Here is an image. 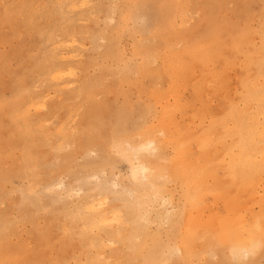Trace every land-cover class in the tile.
Instances as JSON below:
<instances>
[{
    "label": "rangeland",
    "instance_id": "374dc122",
    "mask_svg": "<svg viewBox=\"0 0 264 264\" xmlns=\"http://www.w3.org/2000/svg\"><path fill=\"white\" fill-rule=\"evenodd\" d=\"M200 41L211 60L189 52ZM263 48L264 0H0V264H142L155 243L160 264H264V246L237 258L213 241L226 217L264 214V173L243 190L214 168L196 208L167 172L155 187L133 182L139 162L176 163L174 136L187 161L203 160L212 118L243 106L244 80L264 84ZM149 138L170 139L163 156L138 155ZM98 202L122 228L93 223Z\"/></svg>",
    "mask_w": 264,
    "mask_h": 264
},
{
    "label": "bare ground",
    "instance_id": "6f19581e",
    "mask_svg": "<svg viewBox=\"0 0 264 264\" xmlns=\"http://www.w3.org/2000/svg\"><path fill=\"white\" fill-rule=\"evenodd\" d=\"M89 3L90 2H88V4ZM111 21H113V20H111ZM59 43H61V42H59ZM234 48L238 49V43L235 42ZM210 51H213V49L210 46L206 47V44H204V42H201V41L198 42L195 47H193L189 50V52L192 55H194V57L196 59L201 60V61H208V60L212 59V56L210 55V53H211ZM65 52H67V51H65ZM65 52H64V54H66ZM72 55H73V57L77 56V55H74V53ZM63 56H65V55H63ZM69 57H70V55H69ZM69 57H66V58H69ZM144 61H145V66H146L149 64L150 58L148 56H144ZM249 61L252 62L251 60H249ZM168 62H170V64H169L170 70H173V72H179L180 71V68L178 71H175L174 70L175 67L172 66L173 63L171 61H168ZM261 67L263 68L264 66H261ZM69 70L66 71V73L67 72H74L73 69L71 71V68ZM146 71H147V73L149 72L148 68H146ZM58 72H59L58 76L60 77V74L62 72H60V70H58ZM62 74H65V70ZM263 74H264V70H263ZM69 75H70V73H69ZM74 76H75V74H74ZM55 77H56V75H55ZM60 80H61V78H60ZM248 82L249 83H245V80H244V82L242 83L243 98L241 100L243 101V106L240 107L238 105L236 106L234 104H230V106H228L229 108L227 110V117L221 118V119L212 118V120L210 122L211 128L207 132H205L203 134V136L198 140V143L201 146H203L204 148H206L205 149L206 152L203 154V157H204L203 160L202 159L198 160L195 158V160H188L187 161L185 154L186 153L190 154V153L183 151L182 142L180 140V137L174 136L171 139V143L173 144L174 153H175V160H173V161L176 163L166 165L163 168L162 166H159L158 164H155L154 166H148V165L143 164L142 162H139V164L133 168V174H134L133 182L135 180L136 184L143 185L144 187H146L148 185L155 187L156 186V184H155L156 178H159L165 172H167L175 178H180L182 180V182H184L188 186L189 191L187 192L186 200L189 201V203H191V206L195 207V208L197 206H199V204L204 200L205 195L208 192H210V188L207 185V182H205V180L214 173V168H216V167L223 168L228 173V175L231 176V183L236 185L238 188H241L243 190H245V189L247 190L248 188L253 187L257 178L260 177L264 173V84H262L258 81L256 82V81H250L249 80ZM238 89H239V87H238ZM47 97H49V96H47ZM45 102H47V101H45ZM195 102H193V103H195ZM40 105H39V107H41ZM39 107H36V108H38L37 110H40ZM42 107L44 108V106H42ZM228 119L230 121H228ZM183 122H184V120H183ZM31 128H29V129L27 128V129L30 130ZM168 140H170V139H168ZM168 140L163 139V140H161L162 141L161 143L157 144L154 139L149 138L147 141V144L146 145L143 144L144 146L143 147L141 146L140 149H138L139 151H137V153L140 156H144V155H146L145 152L148 150H150V151L154 150L155 151V149H161L162 150L161 155L163 156V148H164V145L167 144ZM90 141H92V139ZM215 141H217V144L220 145V147L222 148V151H223V155H222L221 159H218V160H216V158L214 157V153H213V151L215 150V148L217 146L216 143L214 144ZM119 143H121V142H119ZM192 144H193V142H192ZM213 144H214V146H213ZM188 149H189V151L191 150L190 148H188ZM196 150L198 151V149H196ZM153 152H152V156H153ZM193 154L195 155L196 152ZM137 170H141L143 172V173L141 172L143 175V178L142 177L139 178L138 175L140 173L138 175H136V173L138 172ZM104 174H105V172H104ZM140 176H141V174H140ZM96 180H97V178H96ZM93 181H95V180H93ZM257 182H258V180H257ZM60 185H58V186L60 187ZM124 190H126V189H124ZM190 190H192V191H190ZM156 191L158 192L161 190L156 189ZM164 192H165V189H164ZM76 195H74V196H76ZM102 202H100V203L98 202L99 205L97 204L98 205L97 207H95V206L91 207L92 218L94 219L93 223L98 221V222H102L103 224H106V222H108V221H109V223H111V221H112V223H113V221L114 222L116 221L118 223V226L120 228H122L121 227L122 216L116 212H114L112 215H108V213L106 212V209L103 207ZM258 205H260V204H258ZM258 207H260V206H258ZM86 208H89V206H87ZM260 209H261V207H260ZM249 210L247 212H249ZM263 210H264V208H263ZM263 210H262V212L264 213ZM255 212L257 214V211H255ZM258 212L262 213L261 211H259V208H258ZM245 217H246L245 215L242 216V212H239V213H235V215L233 217L228 216L225 219L219 221V228L216 230V233H215L214 239H213V241L216 243V245L221 246L223 248H229L230 254L233 255L234 257H237V258L240 257L243 253H247V254L256 253L259 248L264 246V214H261L260 216L257 215L255 217L252 216L253 221L251 222V220H250V223H247V220H245ZM180 218H181V216H180ZM252 218L249 217V219H252ZM124 220H126V219H124ZM191 222L194 224V229H192V228L188 229L187 228V230L185 231V236L183 237V241H181V244L179 245L180 249L183 251L184 258H186L188 261H191L195 256L198 255L196 247L193 244H194V242H196L198 240V238L200 236L198 233V230H197L198 229L197 222H195L193 220H191ZM91 226H97V225L91 224ZM175 233L177 234V232H175ZM210 237H211L210 235L207 236L208 239ZM122 239L131 240L132 236H131V234H126V235L122 236ZM149 239H150V237H149ZM174 240H175V237H174ZM112 244H113V242H112ZM158 246H159V243H155L154 245L150 246V248H147L146 254L149 255V257L147 258V257L143 256V262H141L142 264H160V260L158 259V256L156 255ZM220 250H221V248H220ZM142 253H143V251H142ZM226 253H225V255H226ZM134 255H135V253H134ZM141 260H142V258H141ZM180 260H182V257ZM212 260H211V263H212ZM214 260H216V259H214ZM126 263L127 264H133L132 262H129L128 260ZM181 264H183V262Z\"/></svg>",
    "mask_w": 264,
    "mask_h": 264
}]
</instances>
